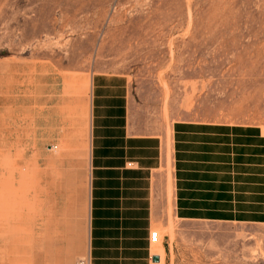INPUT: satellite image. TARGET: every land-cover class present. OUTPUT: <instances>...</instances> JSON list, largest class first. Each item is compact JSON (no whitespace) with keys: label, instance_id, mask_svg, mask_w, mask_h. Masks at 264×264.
<instances>
[{"label":"rangeland","instance_id":"374dc122","mask_svg":"<svg viewBox=\"0 0 264 264\" xmlns=\"http://www.w3.org/2000/svg\"><path fill=\"white\" fill-rule=\"evenodd\" d=\"M98 93L124 95L148 130L165 131L167 174L175 122L264 134V0H0V237L3 215L26 218V264H61L67 253L64 264H90ZM168 185L151 255L162 264H264V223L247 222L264 220V207L234 202L201 216L209 220L178 221Z\"/></svg>","mask_w":264,"mask_h":264},{"label":"crops","instance_id":"0c3cea01","mask_svg":"<svg viewBox=\"0 0 264 264\" xmlns=\"http://www.w3.org/2000/svg\"><path fill=\"white\" fill-rule=\"evenodd\" d=\"M137 116L122 94L91 98L85 248L90 264H156L148 237L164 220L168 184L178 221L209 220L201 216L234 202L244 209L264 207L259 127L175 122L167 174L165 131L148 130ZM26 225L23 216L3 215L0 264H26ZM67 254L61 264L68 263Z\"/></svg>","mask_w":264,"mask_h":264},{"label":"built area","instance_id":"2783aa9c","mask_svg":"<svg viewBox=\"0 0 264 264\" xmlns=\"http://www.w3.org/2000/svg\"><path fill=\"white\" fill-rule=\"evenodd\" d=\"M149 245L156 244L158 242V235L156 232L150 231L149 237H148ZM80 264H84V262H81Z\"/></svg>","mask_w":264,"mask_h":264},{"label":"bare ground","instance_id":"6f19581e","mask_svg":"<svg viewBox=\"0 0 264 264\" xmlns=\"http://www.w3.org/2000/svg\"><path fill=\"white\" fill-rule=\"evenodd\" d=\"M157 244V243H156ZM156 254V253H155ZM156 257H158L159 258V264H162V262H163V258H162V255L161 254H156L155 255Z\"/></svg>","mask_w":264,"mask_h":264},{"label":"water","instance_id":"95a60500","mask_svg":"<svg viewBox=\"0 0 264 264\" xmlns=\"http://www.w3.org/2000/svg\"><path fill=\"white\" fill-rule=\"evenodd\" d=\"M151 262L152 263H158L159 262V258L154 256L152 259H151Z\"/></svg>","mask_w":264,"mask_h":264}]
</instances>
